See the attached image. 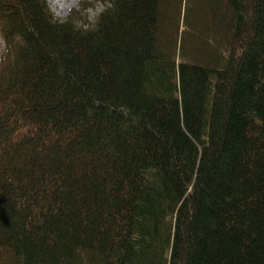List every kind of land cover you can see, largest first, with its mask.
<instances>
[{
    "label": "trees",
    "instance_id": "16d2710c",
    "mask_svg": "<svg viewBox=\"0 0 264 264\" xmlns=\"http://www.w3.org/2000/svg\"><path fill=\"white\" fill-rule=\"evenodd\" d=\"M0 0V264H264V0Z\"/></svg>",
    "mask_w": 264,
    "mask_h": 264
},
{
    "label": "rangeland",
    "instance_id": "374dc122",
    "mask_svg": "<svg viewBox=\"0 0 264 264\" xmlns=\"http://www.w3.org/2000/svg\"><path fill=\"white\" fill-rule=\"evenodd\" d=\"M54 17L65 21L72 14L82 22L92 23L99 14L109 5L108 0H46ZM6 45L0 36V70Z\"/></svg>",
    "mask_w": 264,
    "mask_h": 264
}]
</instances>
